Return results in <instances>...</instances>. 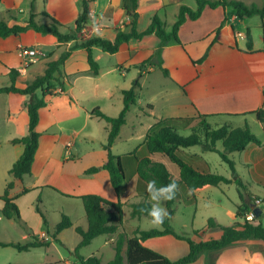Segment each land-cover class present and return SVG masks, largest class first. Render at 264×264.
Instances as JSON below:
<instances>
[{
    "label": "crops",
    "instance_id": "crops-1",
    "mask_svg": "<svg viewBox=\"0 0 264 264\" xmlns=\"http://www.w3.org/2000/svg\"><path fill=\"white\" fill-rule=\"evenodd\" d=\"M82 1L37 0V13L47 12L63 25H72L80 14ZM87 1L91 20L78 34V41L98 37L92 31L93 17L101 26L103 36L99 37L103 39L114 41L119 30H126L130 20L122 9V0ZM32 2L33 0H1L0 18L10 25H25L30 17ZM182 5L193 10L198 9L196 1L188 4L187 0H139L138 31H145L150 25L151 17L157 14L170 32ZM8 10L12 12L9 14ZM250 19H239L232 8L219 7L205 9L198 20H187L179 31L181 43H171L163 51V67L169 71L168 77L160 68L149 67L141 71L136 67L150 59L159 47L161 40L155 34L122 44L116 54L94 48V58L100 66L98 76L90 74L87 51H73L61 71L55 74L57 80L52 82L55 93L45 98L47 106L39 111L40 120L36 128L40 134L39 147L31 175L22 179H15L10 170L25 148L21 144H13L12 141L28 134L26 102L29 98L16 93L0 94V196L4 195L7 185L13 182L14 188L9 197L18 205L23 221L40 239L51 240V246L57 240L62 243L68 232L73 230L77 233L78 227L88 229L84 205L79 199L81 196L99 195L114 203L122 202L123 209H131L132 204L146 199L151 201L146 183L136 173L134 158H124L127 181L119 193L113 188L110 174L106 170L91 175L85 173L91 167L103 166L108 160L105 145L108 142L110 125L93 116L92 111L99 108L109 117H118L124 108L123 91L131 89L137 79L141 85L137 89L138 103L131 107L126 116V124L121 128L112 147L114 155L125 156L139 150L140 156H146L147 151L143 147L146 136L155 129L156 124L165 119H174L173 125L178 132L187 129L196 121H203L205 117L208 123L212 120L233 119L244 126L248 124L251 131L262 141L261 146L250 144L245 151L240 152V162L234 161L235 168L240 165L248 169L251 182L264 181V124L253 114L264 108V19L261 18L263 36L255 35L253 31V50L248 51L245 31L251 27ZM241 27L244 31L240 30ZM73 44L74 41L60 44L53 35H43L34 30L18 36L0 37V88L11 86V70L19 72L15 86L19 89L26 88L38 76L44 75L48 64L58 60ZM26 48L36 50L38 56L35 63L24 68V61L19 57L18 51ZM206 53L208 55L203 63H194ZM141 93L146 94L145 99L141 98ZM255 127L258 132H255ZM67 130L72 133L71 136L65 134ZM65 148L72 150L68 152L67 149L63 154ZM185 150L182 157L188 164L198 171L211 172L210 164L201 154L187 153ZM185 154L190 155L186 157ZM85 156L89 159L79 163L80 158ZM239 177L247 187L246 201L250 197L259 201L261 219L264 216V192L261 195L260 192L255 194L249 180L240 175ZM24 189L29 192L23 194ZM55 189L71 197H65ZM37 205L44 212L48 227L37 213ZM251 205L249 204L250 208ZM4 206L5 202L0 199V243H18L8 238L17 227L14 220H8L2 215ZM240 206L241 199L235 205L236 210L229 211L233 224L237 221L243 222L236 216ZM51 214H54L53 221L50 219ZM171 214L172 221L175 214ZM63 215L71 219L72 227L53 238L54 229L62 221ZM144 217L133 218L138 222L135 225L128 226L124 223L115 235H104L105 241L97 252L94 250L87 256H81L88 258L95 255L103 263L113 260L116 254L113 245L119 233H125L131 238L137 229L151 230L141 226ZM4 219L8 223H3ZM152 229L163 230V227ZM174 230L179 235H187L175 228ZM204 232L200 231V235ZM22 239L25 242L30 240L27 233H23ZM200 240L198 237L197 241ZM94 241L95 239L88 246ZM182 241L166 235L148 239L142 244L175 261L178 258L171 255L180 250ZM80 242L81 237L78 235L74 250L69 249L71 254H74L73 251ZM62 245L67 246L64 240ZM106 245H111L114 249L110 260L104 259V254L108 253ZM239 258L243 259V264H264V252L261 249L237 250L232 247L219 254L216 264H235ZM65 264L79 262L65 260Z\"/></svg>",
    "mask_w": 264,
    "mask_h": 264
},
{
    "label": "trees",
    "instance_id": "trees-1",
    "mask_svg": "<svg viewBox=\"0 0 264 264\" xmlns=\"http://www.w3.org/2000/svg\"><path fill=\"white\" fill-rule=\"evenodd\" d=\"M198 4V9L193 10L186 5L180 7L177 20L172 26V30L168 32L165 28L164 22L156 14L151 17V22L148 28L139 32L137 25L139 21V0H122V9L125 11L130 22L126 25V30H119L114 41L103 39L101 37H92L83 41H78V34H80L86 25L91 20L90 10L88 8V1L83 0L80 14L72 25H63L53 16L47 12L37 13V0H33L31 5L30 17L25 25L12 24L10 25L6 20L0 18V37L8 38L11 36H18L26 33L29 30H34L43 35H53L60 44H67L74 41V44L68 51L61 54L58 60L52 61L48 64V68L44 75L38 76L31 83L27 84L26 88L19 89L15 86L19 72L11 70V86L1 87L0 94L16 93L28 96L26 106L29 116V130L28 134L23 138L14 139L13 144H21L25 150L22 156L15 162L10 174L15 179H22L27 175H31L32 166L35 160V155L39 147L40 134L36 128L39 124L40 109L47 106L45 98L55 93V87L52 82L56 81L55 74L61 71V67L70 57L73 51L78 49H85L88 53V62L90 65V74L98 76L100 66L94 58V48H100L109 54H116L121 45L128 43L131 40H141L145 36L155 34L161 43L155 50L150 59L143 62L136 67L141 71L150 68H160L163 74L168 77L169 71L163 67V51L166 46L171 43H181L179 31L187 20H198L205 9H216L219 7L232 8L239 19L253 18L256 16L264 19V6L260 7L257 4L247 5L241 0H195ZM1 2V0H0ZM8 10L7 13H11ZM65 30V31H63ZM247 50H253V38L251 32L246 33ZM207 53L199 61H194L195 64H201L207 58ZM140 82L137 79L129 90L123 91L124 108L118 117H109L102 113L99 108L92 111L93 116H97L105 120L110 125L109 137L105 150L108 153L107 162L101 167H91L86 170L87 175L96 174L100 170H106L110 174L111 183L117 193L127 181V171L124 166V158H134L135 169L138 177L147 185L149 180L155 179L157 187L166 185L172 181L178 184V191L176 197L172 201H166L168 209L181 199L179 187L185 186L189 192H195L199 188L210 185L218 187L221 184L231 185L236 184L239 187V197L242 206L238 207L236 216L244 220L237 221L230 226H223L215 219L208 220V230H220L221 236L217 239L200 240L197 241L187 235H179L171 226V215H169L162 227L163 230L151 229L140 230L134 232L133 237H128L125 233H119L113 245L115 249V257L108 263H103L98 256H91L85 258L80 255V250L91 242L104 235H115L119 229L123 227V203H114L102 198L99 195H85L79 197L82 200L84 209L88 220V229L82 227L76 229L78 235L81 237V242L76 247L74 255L78 258L79 264H195L199 258L205 254L210 253L215 255V258L207 262V264H216L220 253L229 249L236 244L248 240H257L264 243V225L254 223L245 219L246 213H250L252 209L249 202L246 201L247 187L238 176L235 168V162L229 158L232 153H240L247 149L250 144L262 145V141L251 131L248 124L244 127H233L231 123L225 124L218 129L204 121L203 136L195 133L190 136H182L179 134L176 127H174V119H165L156 124L155 129L151 130L146 136L143 147L147 151L146 156H140V151L135 150L133 153L125 156H116L112 153V147L121 132V128L126 124V116L133 105L137 101V89L140 88ZM63 87V86H62ZM257 120L264 124V108L253 113ZM202 117V118H204ZM222 143L224 150H219L217 144ZM200 146L204 152H217L222 160L229 164L233 171L234 178L228 179L225 176L215 174L207 171H198L190 164H188L182 157L183 150ZM134 167V165H133ZM14 188V183L10 182L7 185L5 193L0 196L5 202L2 209V215L8 220H15L21 224L29 236L30 240L25 243H0V247H12L18 252H29L36 248H49L51 240L40 239L36 236L32 229H30L26 222L23 221L18 205L12 198L9 197L10 191ZM57 190V189H55ZM58 191V190H57ZM28 189L23 190V194L28 193ZM65 197H71L58 191ZM40 197L38 198V203ZM151 201L144 200L139 203L131 205V216L147 217V213L142 209L151 207ZM109 209V210H107ZM37 213L43 219L44 225L48 227L49 223L40 209L39 205L36 207ZM148 218V217H147ZM72 227L71 219L63 215L62 221L55 227L53 238H56L61 232ZM172 235L179 240H185L189 244L190 252L187 256L177 260L171 261L168 257L145 247L142 242L151 238L163 237ZM196 237H200V231L195 232ZM57 242L60 243L59 240Z\"/></svg>",
    "mask_w": 264,
    "mask_h": 264
},
{
    "label": "rangeland",
    "instance_id": "rangeland-1",
    "mask_svg": "<svg viewBox=\"0 0 264 264\" xmlns=\"http://www.w3.org/2000/svg\"><path fill=\"white\" fill-rule=\"evenodd\" d=\"M247 5L257 4L260 7L264 6V0H241ZM188 4H194L195 0H187ZM251 21V27L248 29L251 33L254 31L255 35L260 34V36H263V28L261 26V18L260 17H253L250 19ZM240 30L244 31V28H240ZM246 30V29H245ZM247 30V31H248ZM65 31V30H63ZM247 31H245L247 33ZM146 94L141 93V98L145 99ZM230 122H234L236 127H244L240 121H235L233 119H223V120H212L209 123L213 127V129H218L222 127L225 124H228ZM233 123L231 125L234 127ZM254 126V125H253ZM203 130H204V121H196L190 125L187 129L181 130L179 133L182 136H190L191 134L195 133L199 136H203ZM255 132H258V129L255 127ZM67 136H71L72 133L67 130L65 132ZM68 148L64 149V153H66ZM218 149L223 150L222 144H218ZM71 151L72 149L69 148ZM118 151V150H117ZM187 153L192 154H201L207 162L210 164L211 172L215 174H219L222 176H225L226 178L233 179V171L230 168L229 164L225 163L221 156L217 152H203L201 147H193L191 149L185 150ZM190 154H185L186 157H189ZM232 161L240 162V154L234 153L229 156ZM89 159L88 156H85L84 158H80V162ZM237 174H239L242 178H247L249 180L252 191L255 194H258L260 192H264V181H250V176L248 169L245 167H242L238 165V168H236ZM238 175V176H239ZM181 199L179 202L175 203L171 209H168L167 203L163 202L162 206L171 214V212H174L175 216L172 217L171 225L180 233L187 234L191 236V238L198 240V237L195 236L196 231H207L200 235L201 240H209V239H217L221 236L220 230H207L208 228V220L210 218L215 219L219 224L224 226H230L233 224L234 221L231 220L229 216V211H235L236 204L240 203V197H239V187L236 184L232 185H220L219 187L215 186H209L205 189L199 190L195 192L194 194L192 192H189L187 188L183 185L179 187ZM263 196V195H262ZM133 200V199H132ZM66 201V200H64ZM248 202L250 204H258L256 203V199L249 198ZM124 223L125 225H132L138 223L137 220L133 219L131 216V209L130 207H125L124 209ZM2 216V215H1ZM59 217V215H57ZM249 212L246 213L245 219L251 220L254 223L257 224V220H260L262 224L264 225V216L260 219L257 217L249 219ZM3 218V217H2ZM50 219L53 221L54 214L50 215ZM148 218H142L141 226L146 229H152L153 227L150 226L148 222ZM7 220L4 219L3 223ZM15 221V220H14ZM244 221V220H243ZM15 225L17 228H15L14 232L8 236L9 239L18 242V243H24L25 240L22 239L23 233L26 234L23 226L15 221ZM61 239V238H60ZM78 239V234L73 230L72 232H68L64 235L63 240L66 243L67 246L62 245L60 242H56L51 246L50 248H38V249H32L29 252H18L16 249L12 247L8 248H0V264H39V262H45L48 264H65V260H69L70 262H79L78 258L71 254V251L69 249L72 248L74 250L75 248V242ZM105 237L101 236L95 239L93 244L91 246L85 247L80 251V255L87 256L90 252L96 250L97 252L98 248L102 243H104ZM182 246L180 250L176 253H173L171 256L173 258H178L177 260L187 256L189 254V245L187 241H182ZM106 251L109 253L104 254L105 260H110L111 255L114 254V249L111 245H106ZM232 249H246V250H257L261 249L264 252V243L257 241V240H248L243 241L239 244H236L232 247ZM74 252V251H73ZM215 258V255L210 253L203 254L197 263L195 264H207V262L212 261ZM63 260V261H61ZM175 260V261H177ZM238 260V259H235ZM243 259H240L235 262V264H243Z\"/></svg>",
    "mask_w": 264,
    "mask_h": 264
},
{
    "label": "clouds",
    "instance_id": "clouds-1",
    "mask_svg": "<svg viewBox=\"0 0 264 264\" xmlns=\"http://www.w3.org/2000/svg\"><path fill=\"white\" fill-rule=\"evenodd\" d=\"M92 31L98 37L103 36L101 26L94 17L92 18ZM177 191L178 184L175 181L159 187H157L155 179L147 182V192L152 203L150 208L142 209V211L147 213L148 222L151 227L159 228L163 225L165 219L169 216V212L162 204L163 202L174 200ZM249 218L251 219V217Z\"/></svg>",
    "mask_w": 264,
    "mask_h": 264
},
{
    "label": "built area",
    "instance_id": "built-area-1",
    "mask_svg": "<svg viewBox=\"0 0 264 264\" xmlns=\"http://www.w3.org/2000/svg\"><path fill=\"white\" fill-rule=\"evenodd\" d=\"M18 55H19V57H20L21 59H23V61H24V68H27V67H29L32 63H35V62H36V58H37V56H38V52H37L36 50L26 48V49H20V50L18 51ZM256 203L259 204V201H256ZM249 215H250L252 218L256 217L253 211H251V212L249 213ZM250 216H249V217H250ZM249 217H248V218H249ZM249 219H250V218H249ZM250 221H251V220H250Z\"/></svg>",
    "mask_w": 264,
    "mask_h": 264
},
{
    "label": "water",
    "instance_id": "water-1",
    "mask_svg": "<svg viewBox=\"0 0 264 264\" xmlns=\"http://www.w3.org/2000/svg\"><path fill=\"white\" fill-rule=\"evenodd\" d=\"M251 209L257 218L261 216V209L256 204H252Z\"/></svg>",
    "mask_w": 264,
    "mask_h": 264
}]
</instances>
